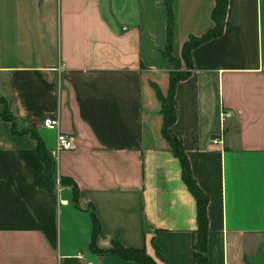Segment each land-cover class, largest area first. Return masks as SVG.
I'll return each instance as SVG.
<instances>
[{
	"label": "crops",
	"instance_id": "obj_1",
	"mask_svg": "<svg viewBox=\"0 0 264 264\" xmlns=\"http://www.w3.org/2000/svg\"><path fill=\"white\" fill-rule=\"evenodd\" d=\"M164 0H0V264H141L88 249L143 248L155 264H190L195 200L161 135L160 93L172 65ZM214 0H170L171 56L212 26ZM189 75L173 93L177 138L206 195L205 264H264V0H227L221 33L190 49ZM229 115L222 121L220 111ZM55 131L40 128L42 116ZM36 123V124H35ZM56 132L75 147L55 152ZM215 140V141H213Z\"/></svg>",
	"mask_w": 264,
	"mask_h": 264
},
{
	"label": "trees",
	"instance_id": "obj_2",
	"mask_svg": "<svg viewBox=\"0 0 264 264\" xmlns=\"http://www.w3.org/2000/svg\"><path fill=\"white\" fill-rule=\"evenodd\" d=\"M163 4L165 9L166 41L164 48L161 50V53L165 58H167L173 69L169 71L167 76V90L165 94L160 93L159 90L155 87V93L160 101V114L162 116L161 135L168 142L173 155L178 159L181 169V178L195 200L196 228L195 231H193L192 235L190 264H205V235L207 227L205 206L207 198L206 195L197 187L195 181L191 176L188 162L185 154L183 153L180 141L174 136L168 135L166 133V128L174 121L173 93L175 85L179 80L185 79L189 75L191 69V60L189 54L190 49L197 44L209 38L215 37L221 33L227 0H214L213 7L210 11V18L213 23L210 29L200 34L199 36L191 35L182 43L180 57L184 65L183 70L179 69V60L173 58L170 53L171 32L173 25V15L171 12L170 0H164ZM0 116L9 124L11 132L28 134V136L32 139L38 157L44 165L43 172L38 176L37 186L48 191L53 190L56 187L55 180L57 179L58 186L70 187L71 200L72 202H75L77 196V188L75 183L69 177L56 175L55 164L52 159V155L43 146L34 129H16L15 118L10 114L7 102L1 97ZM89 214L91 219V235L88 242L89 250L100 254H113L122 259L132 260L141 264H155L152 258L145 253L143 248L123 247L115 240L111 242L109 248H97L94 244V238L95 235L99 232V222L97 221L92 210H90Z\"/></svg>",
	"mask_w": 264,
	"mask_h": 264
},
{
	"label": "built area",
	"instance_id": "obj_3",
	"mask_svg": "<svg viewBox=\"0 0 264 264\" xmlns=\"http://www.w3.org/2000/svg\"><path fill=\"white\" fill-rule=\"evenodd\" d=\"M228 115H229L228 111L221 110L219 114L221 121ZM57 123L58 122L55 116L44 115L40 118L38 125L40 128L55 131L57 129ZM74 147H75V143L72 134L56 132L55 145L53 148L55 152L72 150L74 149ZM55 182H56V186H58L57 179L55 180Z\"/></svg>",
	"mask_w": 264,
	"mask_h": 264
},
{
	"label": "rangeland",
	"instance_id": "obj_4",
	"mask_svg": "<svg viewBox=\"0 0 264 264\" xmlns=\"http://www.w3.org/2000/svg\"><path fill=\"white\" fill-rule=\"evenodd\" d=\"M36 124V123H35Z\"/></svg>",
	"mask_w": 264,
	"mask_h": 264
}]
</instances>
